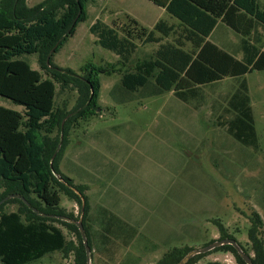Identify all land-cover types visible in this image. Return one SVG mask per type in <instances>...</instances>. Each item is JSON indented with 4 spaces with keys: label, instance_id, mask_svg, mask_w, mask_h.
<instances>
[{
    "label": "rangeland",
    "instance_id": "1",
    "mask_svg": "<svg viewBox=\"0 0 264 264\" xmlns=\"http://www.w3.org/2000/svg\"><path fill=\"white\" fill-rule=\"evenodd\" d=\"M260 4L264 7V0ZM87 11V20L79 23L76 33L54 56L62 68L81 72L90 60L101 66L118 61L119 56L104 48L91 32L97 19L122 33L124 28L135 27L131 19L149 30L161 19L177 22L151 0H88ZM253 39L264 46L263 25ZM212 40L216 41V35ZM137 42L135 59L158 47ZM24 57L39 69L37 54ZM120 79V73H101L100 110L70 124L58 160L63 174L85 186L91 220L100 207H106L137 230L130 244L124 245L117 239L105 241L95 226L93 248L88 242V264H154L173 248H202L220 239L221 226L253 256L249 239L253 211L264 220V70L202 86L189 102L173 91L151 96H142L140 91L121 102L118 98L130 94L123 92ZM243 80L249 87L258 149L243 145L227 131L226 123L232 117L228 101ZM78 98L77 89H62L58 84L56 107L65 113L64 122L75 114ZM0 104L23 109L2 96ZM4 190L0 181V196ZM10 197L15 195L4 197L0 204L4 212L19 210V203L9 202ZM61 198L60 208L73 220H83L81 205L64 192ZM53 224L64 232L67 250L49 253L32 264H75L81 241L77 232L59 221ZM260 237L264 241V227ZM194 264L239 263L232 252L215 250Z\"/></svg>",
    "mask_w": 264,
    "mask_h": 264
},
{
    "label": "trees",
    "instance_id": "2",
    "mask_svg": "<svg viewBox=\"0 0 264 264\" xmlns=\"http://www.w3.org/2000/svg\"><path fill=\"white\" fill-rule=\"evenodd\" d=\"M151 1L164 7L177 22L161 19L149 30L131 19L135 27L124 28L122 33L116 26L97 19L90 27L91 32L119 59L107 66L90 60L81 67V72H76L58 66L54 56L76 33L79 23L87 20L88 0H43L35 5H29L28 0H0V96L23 106L17 110L0 104V181L5 188L0 201L15 195L9 202L20 205L18 211L11 212L2 211L0 206L1 264H32L49 253L66 251V236L54 221L77 232L81 241L75 264H88L79 227L57 217L74 219L60 208L61 192L80 204L81 210L85 204L83 223L91 248L97 233L95 226L105 240L117 239L124 245L136 236L135 228L106 208L101 207L95 220H91L85 186L76 185L61 172L58 164L70 124L97 114L101 73L121 74L120 86L130 94L118 98L121 102L140 91L142 96L173 91L178 98L189 102L199 95L202 86L264 70V50L256 49L252 55L247 50L245 57L238 59L209 40L218 22L223 21L249 44L253 25L244 28L240 23L247 17L250 22L264 24V10L258 0ZM137 40L158 47L135 59ZM30 54H37L39 69L33 68L24 57ZM58 84L62 89L75 88L79 93L76 112L67 122H64L65 113L56 107ZM227 109L232 113L226 123L229 134L243 145L258 149L259 134L246 80L231 95ZM263 227L262 215L253 211L249 239L254 264H264V241L260 237ZM220 231L221 238H235L223 226ZM193 249L173 248L154 264H177ZM215 250L232 252L239 264H247L231 244L211 251ZM204 255H195L187 264H194Z\"/></svg>",
    "mask_w": 264,
    "mask_h": 264
},
{
    "label": "crops",
    "instance_id": "3",
    "mask_svg": "<svg viewBox=\"0 0 264 264\" xmlns=\"http://www.w3.org/2000/svg\"><path fill=\"white\" fill-rule=\"evenodd\" d=\"M258 1L260 4V0H258ZM260 6L264 10V7L261 4H260ZM248 19L249 18L245 17L240 24L244 28L249 26V24L253 25V29H252L251 34H250L249 44H245L243 41V36L239 32L235 31L230 25H228L227 23H225L223 21L218 22V24L216 25V27L214 28V30L210 34L209 40L212 41L213 43L217 44L223 50L228 51L229 53L235 55L238 59H243L245 57V51H247V50L249 51V53L251 55L256 52V49L264 50V46L259 45V43H257L253 39L254 34L256 32V29L259 26H261V27H262V25L264 26V24L261 22H258L256 20H253V22H250V20H248ZM232 31L236 32L237 34L234 35ZM214 35H216V41L212 40V37ZM233 35L235 36V38L232 37ZM239 37H241V38H239ZM103 208H106V207H103ZM106 209H108V208H106ZM108 210H110V209H108Z\"/></svg>",
    "mask_w": 264,
    "mask_h": 264
},
{
    "label": "water",
    "instance_id": "4",
    "mask_svg": "<svg viewBox=\"0 0 264 264\" xmlns=\"http://www.w3.org/2000/svg\"><path fill=\"white\" fill-rule=\"evenodd\" d=\"M60 179H61V177H60ZM12 196H14V195H12ZM5 199L0 201V204L3 203ZM35 211L38 212L37 209H35ZM84 211H85V204L83 205L82 213H84ZM57 217L61 218L63 220H67L69 222H73L79 227L80 232H81V234L83 236V239H84V243H85L86 250H87V255H88V260H89L90 247L88 245V240H87V236H86V232H85V229H84L82 218L79 221H76V220L71 219L68 216L60 215V216H57ZM225 244L233 245L238 250L239 254L241 255V257L244 259V261L247 264H254L251 255L243 250V248L241 247V245L237 242V240L235 238H221V239H218V240H215V241L211 242L210 244H208V245H206V246H204L202 248L193 249V250L189 251L177 264H187V262L192 257H194L195 255L201 254V253H206L208 251L213 250L216 247H219V246L225 245Z\"/></svg>",
    "mask_w": 264,
    "mask_h": 264
}]
</instances>
